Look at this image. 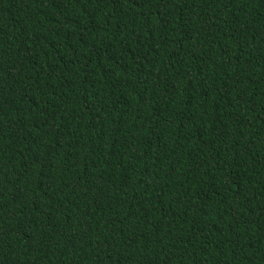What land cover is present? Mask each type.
Listing matches in <instances>:
<instances>
[{"label":"trees","instance_id":"16d2710c","mask_svg":"<svg viewBox=\"0 0 264 264\" xmlns=\"http://www.w3.org/2000/svg\"><path fill=\"white\" fill-rule=\"evenodd\" d=\"M0 264H264V0H0Z\"/></svg>","mask_w":264,"mask_h":264}]
</instances>
